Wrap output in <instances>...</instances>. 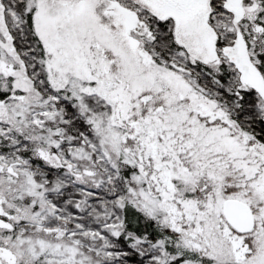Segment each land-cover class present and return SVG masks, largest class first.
Returning <instances> with one entry per match:
<instances>
[{
  "label": "snow or ice",
  "instance_id": "obj_1",
  "mask_svg": "<svg viewBox=\"0 0 264 264\" xmlns=\"http://www.w3.org/2000/svg\"><path fill=\"white\" fill-rule=\"evenodd\" d=\"M0 264H264V0H0Z\"/></svg>",
  "mask_w": 264,
  "mask_h": 264
}]
</instances>
